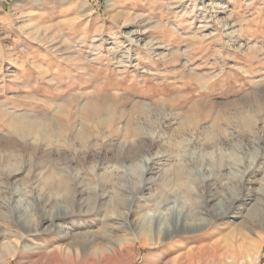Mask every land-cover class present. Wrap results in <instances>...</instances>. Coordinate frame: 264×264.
<instances>
[{"label": "rangeland", "instance_id": "374dc122", "mask_svg": "<svg viewBox=\"0 0 264 264\" xmlns=\"http://www.w3.org/2000/svg\"><path fill=\"white\" fill-rule=\"evenodd\" d=\"M131 82L138 87L121 88ZM20 121L42 125L0 151V217L8 199L27 205L32 223L59 204L73 211L62 221L79 220V181L105 186L109 170L137 178L145 158L169 175L185 155L235 170L215 185L241 195L234 210L252 219L264 264V0H0V139L19 138ZM188 186L183 200L196 204L200 188ZM110 225L113 237L126 232ZM232 226L225 217L215 227ZM36 235L51 243L54 234Z\"/></svg>", "mask_w": 264, "mask_h": 264}, {"label": "bare ground", "instance_id": "6f19581e", "mask_svg": "<svg viewBox=\"0 0 264 264\" xmlns=\"http://www.w3.org/2000/svg\"><path fill=\"white\" fill-rule=\"evenodd\" d=\"M109 43L114 45L113 41ZM145 45L151 48L152 42L149 41ZM113 48L115 50L117 46L114 45ZM136 85L131 82L129 86L124 84L121 88L134 90L138 87ZM186 88L191 89L188 86ZM93 96H90V99L97 97ZM181 96L178 93L176 100ZM71 98L75 99L73 96L65 98L64 109L71 105ZM181 99L180 103L184 100ZM167 105L169 106V103ZM155 114L161 119V112ZM92 115L96 116V110H88L86 119L97 117ZM36 122L20 121L16 124L19 138H1L0 151L15 148L19 140L27 144L32 129L42 125ZM212 139L218 140L220 136L214 134ZM141 144L143 146L145 142L142 141ZM184 157L178 167L171 169L169 175H162L160 172L156 176L150 167L149 159L145 158L137 178H134L132 173L109 170L111 178L105 186L100 180L93 181L92 185L84 180L79 181L77 191L81 199L73 203V206L78 208L77 213L81 218L71 219L67 223L61 219L73 213L67 206L62 207L59 204L49 212L45 209L41 219L38 218L37 222L32 223V214L26 212L27 205L5 199L1 204L7 209V213L0 217L4 220L0 224V263L85 264L89 259L90 264H118L119 260L127 259L124 264H136L141 257L140 264H258L260 249L250 237L252 219L246 217L238 220V212L234 210L237 209V199L241 195L230 190L218 191L216 187L218 177L235 173V170L228 168L224 163L206 165L197 158L191 160L185 155ZM238 170V183L244 185L248 182L244 177V170ZM147 175L149 176L146 177ZM223 179L221 184L219 183L221 186L225 181L226 184L229 178ZM156 180L169 186V189L165 193L152 192L150 188ZM190 183H196L200 193L196 195V204L186 205L183 198L188 194L186 192ZM66 185H63L66 190H74ZM214 185L217 190L212 188ZM246 201H249V206L245 208V216H249L252 199L247 198ZM42 208L44 209V206ZM225 217L229 218L233 226L223 232L215 226ZM113 218L117 222L119 220L126 230L122 237H113L109 231ZM260 226L264 228V223ZM36 234L54 235L49 237L51 243H48L34 241L33 236ZM145 249H149L148 252L141 255L139 251Z\"/></svg>", "mask_w": 264, "mask_h": 264}]
</instances>
